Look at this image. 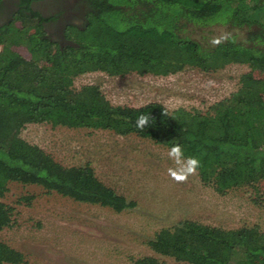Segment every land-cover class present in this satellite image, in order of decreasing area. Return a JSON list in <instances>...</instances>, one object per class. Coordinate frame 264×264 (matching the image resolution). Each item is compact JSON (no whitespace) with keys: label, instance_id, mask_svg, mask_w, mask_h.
I'll list each match as a JSON object with an SVG mask.
<instances>
[{"label":"trees","instance_id":"obj_1","mask_svg":"<svg viewBox=\"0 0 264 264\" xmlns=\"http://www.w3.org/2000/svg\"><path fill=\"white\" fill-rule=\"evenodd\" d=\"M30 2L22 0L11 23L0 27V230L12 223L14 207L2 200L10 181L116 212L137 206L102 181L91 164L66 166L25 143L21 131L30 123L136 134L168 148L179 144L200 162L202 182L219 193L264 180V76L255 74L264 72V0H83L85 22L67 26L64 45L45 29L50 18ZM217 23L235 29L228 41L213 45L193 35ZM231 63L251 70L240 76L236 91L205 113L170 111L157 101L114 105L97 84L74 87L76 77L93 71L167 76ZM141 114L153 118L143 130L136 127ZM261 193L264 198V187ZM148 244L182 264H264V231L257 225L226 229L186 219L162 228ZM25 261L24 253L0 240V264ZM157 262L149 256L141 263Z\"/></svg>","mask_w":264,"mask_h":264},{"label":"rangeland","instance_id":"obj_2","mask_svg":"<svg viewBox=\"0 0 264 264\" xmlns=\"http://www.w3.org/2000/svg\"><path fill=\"white\" fill-rule=\"evenodd\" d=\"M79 16L70 24L82 25L86 9ZM232 32L235 29L217 23L193 35L211 42ZM15 49L30 58L24 46ZM250 70L248 64L231 63L215 71L186 67L167 76L93 71L76 77L74 87L97 84L114 105L138 107L157 101L170 111L185 108L205 113L236 91L240 76ZM255 74L264 76L260 70ZM21 138L66 166L91 164L102 181L137 202L133 209L116 212L40 185L10 181L2 200L14 207L12 223L0 230V240L24 253L22 264H140L149 256L157 264H182L155 253L148 241L162 228L186 219L226 229L257 225L264 231V180L225 193L204 184L198 171L187 181L176 182L168 172L177 167L168 156L170 148L136 134L30 123ZM28 196L32 198L25 199Z\"/></svg>","mask_w":264,"mask_h":264},{"label":"flooded vegetation","instance_id":"obj_3","mask_svg":"<svg viewBox=\"0 0 264 264\" xmlns=\"http://www.w3.org/2000/svg\"><path fill=\"white\" fill-rule=\"evenodd\" d=\"M22 0H1L0 27L11 23L20 11ZM25 5V4H24ZM30 6L41 14L50 18L44 22L45 29L57 37V41L64 45L69 43L65 37V30L73 19L80 18L85 13L86 6L83 0H31Z\"/></svg>","mask_w":264,"mask_h":264},{"label":"clouds","instance_id":"obj_4","mask_svg":"<svg viewBox=\"0 0 264 264\" xmlns=\"http://www.w3.org/2000/svg\"><path fill=\"white\" fill-rule=\"evenodd\" d=\"M230 38L229 33H224L221 36L214 38L211 43L213 45H219L222 42L228 41ZM153 119L150 115L141 114L137 117L136 127L140 130H143L145 127L149 126L150 120ZM169 158H171L176 164V168L169 169V175L176 182H185L187 181L190 175L196 174L197 169L200 167V162L194 157L184 156V151L179 144L173 145L169 152Z\"/></svg>","mask_w":264,"mask_h":264}]
</instances>
